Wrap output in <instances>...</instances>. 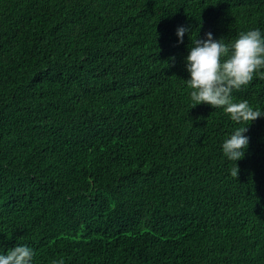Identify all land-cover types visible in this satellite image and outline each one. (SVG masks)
Listing matches in <instances>:
<instances>
[{
	"label": "trees",
	"instance_id": "16d2710c",
	"mask_svg": "<svg viewBox=\"0 0 264 264\" xmlns=\"http://www.w3.org/2000/svg\"><path fill=\"white\" fill-rule=\"evenodd\" d=\"M253 29L264 0H0V254L264 264V115L235 178L242 125L185 81L192 40ZM233 97L264 111V78Z\"/></svg>",
	"mask_w": 264,
	"mask_h": 264
},
{
	"label": "clouds",
	"instance_id": "9594fccd",
	"mask_svg": "<svg viewBox=\"0 0 264 264\" xmlns=\"http://www.w3.org/2000/svg\"><path fill=\"white\" fill-rule=\"evenodd\" d=\"M188 31L186 27H178V42H183ZM205 36L202 40H192L186 57L189 79L185 81L191 89V108L207 104L222 109L233 122L242 125L222 144L223 154L234 162L231 175L236 178L239 169L235 162L244 157L249 143L244 133L250 122L264 115V111L254 110L247 100L234 102L233 92L247 86L257 73L264 78V72H260L264 69V35L259 29L241 32L231 44H225L221 38L213 39L210 32ZM34 255L29 246L17 245L0 254V264H33ZM52 264H64V260H53Z\"/></svg>",
	"mask_w": 264,
	"mask_h": 264
}]
</instances>
